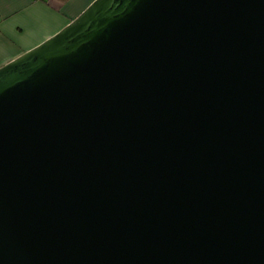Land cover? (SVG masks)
<instances>
[{
    "label": "water",
    "instance_id": "water-1",
    "mask_svg": "<svg viewBox=\"0 0 264 264\" xmlns=\"http://www.w3.org/2000/svg\"><path fill=\"white\" fill-rule=\"evenodd\" d=\"M0 264H264V0H95L2 66Z\"/></svg>",
    "mask_w": 264,
    "mask_h": 264
},
{
    "label": "crops",
    "instance_id": "crops-1",
    "mask_svg": "<svg viewBox=\"0 0 264 264\" xmlns=\"http://www.w3.org/2000/svg\"><path fill=\"white\" fill-rule=\"evenodd\" d=\"M95 0H0V68L54 36Z\"/></svg>",
    "mask_w": 264,
    "mask_h": 264
},
{
    "label": "built area",
    "instance_id": "built-area-1",
    "mask_svg": "<svg viewBox=\"0 0 264 264\" xmlns=\"http://www.w3.org/2000/svg\"><path fill=\"white\" fill-rule=\"evenodd\" d=\"M40 1H42V0H40ZM43 1H48V0H43Z\"/></svg>",
    "mask_w": 264,
    "mask_h": 264
}]
</instances>
